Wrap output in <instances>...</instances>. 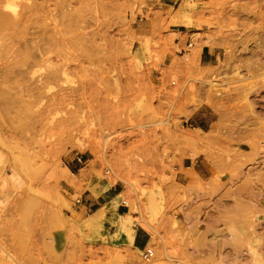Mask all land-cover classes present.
<instances>
[{"label": "rangeland", "instance_id": "rangeland-1", "mask_svg": "<svg viewBox=\"0 0 264 264\" xmlns=\"http://www.w3.org/2000/svg\"><path fill=\"white\" fill-rule=\"evenodd\" d=\"M0 2V264H147L74 218L106 169L149 264L264 259V0Z\"/></svg>", "mask_w": 264, "mask_h": 264}, {"label": "crops", "instance_id": "crops-1", "mask_svg": "<svg viewBox=\"0 0 264 264\" xmlns=\"http://www.w3.org/2000/svg\"><path fill=\"white\" fill-rule=\"evenodd\" d=\"M86 175V178L82 176L79 178L84 182L82 188L78 186L82 202L76 206L74 217L77 221L88 222L89 229L86 230V234L97 243L113 248L130 245L128 247L144 250L150 243L146 232L137 225L129 226L125 223L128 212L121 204L123 188L113 185L109 179L102 180L90 173ZM76 191V188L73 189V193ZM55 238L58 247L64 248L66 236L56 235ZM122 238H126L127 241L119 242Z\"/></svg>", "mask_w": 264, "mask_h": 264}, {"label": "bare ground", "instance_id": "bare-ground-1", "mask_svg": "<svg viewBox=\"0 0 264 264\" xmlns=\"http://www.w3.org/2000/svg\"><path fill=\"white\" fill-rule=\"evenodd\" d=\"M1 3V2H0ZM13 8V7H12ZM14 10V8H13ZM15 12V11H14ZM13 13V12H11ZM176 18L180 19V20H186L188 18L187 13L184 10H178ZM32 26V25H31ZM3 29V25L2 22L0 21V31ZM6 31V30H5ZM4 31V32H5ZM3 32V31H2ZM2 34V33H1ZM3 36V35H1ZM1 38V37H0ZM3 38V37H2ZM1 40V39H0ZM31 48V47H30ZM195 51H198V47H195ZM40 54V53H39ZM39 67V66H38ZM43 79V78H42ZM213 85L217 86V84L215 82H213ZM218 85L220 86V84L218 83ZM215 86V87H216ZM19 89V88H18ZM3 110V109H2ZM199 131V130H197ZM202 133V132H199ZM98 149V148H97ZM94 150V149H93ZM104 150V148H103ZM99 151V150H98ZM103 154V152H102ZM95 164V163H94ZM158 193L157 192H152V193H145L141 199H140V210L141 212L145 213L148 216V219L150 221H155L158 216L161 214L162 211V203L158 200L157 198ZM138 204V205H139ZM139 207V206H137ZM139 210V211H140ZM101 212V211H100ZM95 213V212H94ZM128 214L125 216V223L129 226L134 224V221L131 220V218H128ZM127 217V218H126ZM63 224V223H62ZM63 227V226H62ZM106 227V226H105ZM58 235H63V232L60 231ZM126 238H122L120 239L119 242H126ZM124 246V245H123ZM130 246V245H127ZM4 250V249H3ZM249 254L251 255V259H252V264H264V259L262 257V255L257 251V248L255 247V245H251L249 248ZM3 253V252H2ZM9 252H7L8 254ZM5 255V254H4ZM168 255L166 254V257ZM1 257V256H0ZM11 257V256H10ZM12 258V257H11ZM10 258V259H11ZM172 260V259H171ZM14 264V263H13Z\"/></svg>", "mask_w": 264, "mask_h": 264}, {"label": "built area", "instance_id": "built-area-1", "mask_svg": "<svg viewBox=\"0 0 264 264\" xmlns=\"http://www.w3.org/2000/svg\"><path fill=\"white\" fill-rule=\"evenodd\" d=\"M189 46L192 47L193 44L190 43ZM77 162L80 165H85L86 160L84 159V157H77ZM105 175H106V178L110 180L112 178V171L110 169H106ZM81 202H82V200L80 198L76 200L77 204H80ZM128 206H129L128 201L127 200H123L122 201V207H128ZM155 255H156L155 249L152 248V247H148L147 246L142 252V256H141L142 257V261L144 263L149 264V263H151L154 260Z\"/></svg>", "mask_w": 264, "mask_h": 264}]
</instances>
